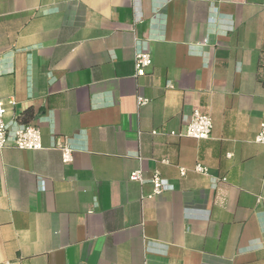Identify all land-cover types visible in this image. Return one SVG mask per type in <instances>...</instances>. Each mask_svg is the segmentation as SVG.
I'll list each match as a JSON object with an SVG mask.
<instances>
[{"label": "crops", "instance_id": "crops-1", "mask_svg": "<svg viewBox=\"0 0 264 264\" xmlns=\"http://www.w3.org/2000/svg\"><path fill=\"white\" fill-rule=\"evenodd\" d=\"M0 102V264H264V0H0Z\"/></svg>", "mask_w": 264, "mask_h": 264}, {"label": "built area", "instance_id": "built-area-1", "mask_svg": "<svg viewBox=\"0 0 264 264\" xmlns=\"http://www.w3.org/2000/svg\"><path fill=\"white\" fill-rule=\"evenodd\" d=\"M136 76H143L152 65V55L147 50H140L135 53L134 58ZM150 100L139 97L137 100L138 106H145ZM6 110L0 102V150L8 148H17L22 151H39L43 149L42 134L38 127L33 125L18 124L16 129H12L9 123L4 122L3 117ZM213 129V123L210 115L201 114L194 111L190 117L189 123L186 125L183 132L180 133L182 137H188L195 140H209ZM255 142L264 145V122L260 126V132L256 136ZM55 148L62 153L63 163L71 161V149L55 144ZM195 172L203 175L208 174V169L197 165ZM185 170H181V175L185 176ZM130 180L133 182L145 183L141 171L133 172L130 175ZM153 185V192L149 198H154L161 195L164 191L169 190L170 186L162 179L160 174L156 172L150 179Z\"/></svg>", "mask_w": 264, "mask_h": 264}, {"label": "trees", "instance_id": "trees-1", "mask_svg": "<svg viewBox=\"0 0 264 264\" xmlns=\"http://www.w3.org/2000/svg\"><path fill=\"white\" fill-rule=\"evenodd\" d=\"M28 114H29L28 112L23 113L22 116L19 117V121L26 125L27 124V120L29 118Z\"/></svg>", "mask_w": 264, "mask_h": 264}]
</instances>
